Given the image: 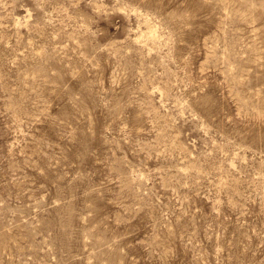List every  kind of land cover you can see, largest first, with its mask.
<instances>
[{
    "label": "rangeland",
    "instance_id": "374dc122",
    "mask_svg": "<svg viewBox=\"0 0 264 264\" xmlns=\"http://www.w3.org/2000/svg\"><path fill=\"white\" fill-rule=\"evenodd\" d=\"M0 264H264V0H0Z\"/></svg>",
    "mask_w": 264,
    "mask_h": 264
},
{
    "label": "bare ground",
    "instance_id": "6f19581e",
    "mask_svg": "<svg viewBox=\"0 0 264 264\" xmlns=\"http://www.w3.org/2000/svg\"><path fill=\"white\" fill-rule=\"evenodd\" d=\"M156 35H157V34H156ZM148 37H149V38H152V39H156V38H157V37L155 38V32H154V30H152V29L150 30V32H149V34H148Z\"/></svg>",
    "mask_w": 264,
    "mask_h": 264
}]
</instances>
